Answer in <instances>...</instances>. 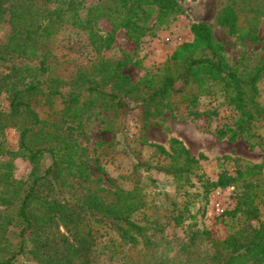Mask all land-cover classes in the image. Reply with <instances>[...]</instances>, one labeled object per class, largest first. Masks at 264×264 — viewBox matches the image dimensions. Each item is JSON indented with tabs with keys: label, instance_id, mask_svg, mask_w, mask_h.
I'll return each instance as SVG.
<instances>
[{
	"label": "trees",
	"instance_id": "16d2710c",
	"mask_svg": "<svg viewBox=\"0 0 264 264\" xmlns=\"http://www.w3.org/2000/svg\"><path fill=\"white\" fill-rule=\"evenodd\" d=\"M53 1L0 0V21L9 15L12 26L8 42L0 47V98L6 94L9 102L8 110L0 106V264H264V163L237 168L234 175L223 170L211 182L202 167L204 154L194 156L177 138L167 149L140 137L158 162L135 164L133 188L115 179L108 202L94 190L92 176L96 168L103 169L98 165L102 151L112 146L100 142L90 159L66 127L79 126L93 110L104 108L113 115L106 130L127 133L132 123L147 130L166 113L174 119L181 111L208 116L197 111L201 101L222 98L238 120L235 129H219L218 138L231 133L232 141L241 136L264 149V138L256 132L258 124L264 125L259 101L264 56L243 73L227 60L210 25L199 22L191 26V42L135 83L125 72L137 63L133 54L122 50L114 58L103 53L114 48L120 31L140 44L154 11L163 25L183 13L182 0H103L88 6L83 0H61L51 9ZM231 1L218 25L242 42H261L257 20L248 18L250 8ZM104 19L112 28L107 35L99 27ZM65 26L85 33L98 56L68 83L52 67V40ZM41 103L46 117L36 109ZM8 129L20 133L18 151L6 145ZM3 157L27 159L34 166L30 178L14 179L12 163L2 162ZM44 160L49 161L46 167ZM142 168H156L175 180V195L164 194L160 207L142 185ZM193 178L206 196L241 183L236 207L215 222L238 220L225 239L186 224L193 219ZM169 228H185V238L169 237Z\"/></svg>",
	"mask_w": 264,
	"mask_h": 264
},
{
	"label": "rangeland",
	"instance_id": "374dc122",
	"mask_svg": "<svg viewBox=\"0 0 264 264\" xmlns=\"http://www.w3.org/2000/svg\"><path fill=\"white\" fill-rule=\"evenodd\" d=\"M58 1L61 0H54L49 7L55 9ZM83 1L88 6L99 4L103 0ZM231 3V0H182L180 5L183 13L174 15L163 25L157 23L158 11L155 10L148 24L151 29L140 44L132 42L125 36L124 31H120L114 48L103 54L114 58L120 57L122 50L133 54L134 62L137 63L128 66L125 72L131 76L133 82L137 83L147 74L156 73L180 45L193 40L191 32L193 24L206 22L212 28L215 38L224 44L225 55L230 64H238V68L245 73V69H252L264 56V0H237L238 4L250 8L248 18L257 20L261 39L259 43L237 40L227 29L218 25L219 14ZM99 27L103 35H107L112 29L106 19L101 21ZM11 34L12 26L7 15L0 21V47L8 42ZM51 48L52 67L55 69V74L66 83L70 82L80 69L90 68L98 57L93 47L89 45L86 34L72 26H65L54 36ZM259 89V101L264 108V79L259 83ZM7 98L6 94L0 98V106L3 110L9 108ZM36 109L42 117H46L47 113L42 103L37 105ZM197 111L210 115L187 116L181 111L180 116L174 119L170 113H166L153 120V124L147 130L141 129L139 123L137 125L132 123L129 125V131L123 133L116 129L106 130V122L113 115L104 108H98L89 113L81 125L67 124L66 127L71 128L69 137L77 138V143L86 149L90 159L96 157L95 150L100 142L112 146L111 149L102 151L98 165L103 169L96 168L92 176V179H95L94 190H98L99 195L108 202L113 199L110 191L115 188V179H118L117 184L127 189L133 188L132 173L135 164L154 160L158 162V159L153 158L154 149L142 144L138 140L140 137L149 143L163 145L167 149L170 148V140L177 138L194 156L204 154L207 160L202 162V167L211 182H216L223 170H228L234 175L237 168L264 163V149L257 145L253 146L252 142L245 138L238 136L236 141H232L231 133L224 139L218 138L219 129H235L234 124L238 120V113L222 98H204ZM215 111L217 114H214ZM256 132L264 138V125L258 124ZM5 137L7 147L12 151H18L20 133L15 129H8ZM1 161L12 163L13 177L17 181H27L34 170L33 164L22 157L15 159L3 157ZM48 164L49 161L44 160L42 165L46 167ZM0 170L3 171V168ZM140 174L142 185L150 195L149 200L156 201L158 207L161 206L164 194L175 195V180L166 172L156 168L146 172L142 168ZM149 178L156 183H152ZM193 183L195 187L191 189V193L194 196L190 207L193 219L186 224L194 223L200 229H210L217 238L225 239L233 232L238 220L229 219L220 224L215 222L218 217L224 215V212L236 207V195L241 183L227 189H215L207 196L197 178H193ZM161 212L165 214V210ZM261 219L264 220V210ZM184 230L185 228H169L167 234L169 237L182 239L185 238Z\"/></svg>",
	"mask_w": 264,
	"mask_h": 264
},
{
	"label": "built area",
	"instance_id": "2783aa9c",
	"mask_svg": "<svg viewBox=\"0 0 264 264\" xmlns=\"http://www.w3.org/2000/svg\"><path fill=\"white\" fill-rule=\"evenodd\" d=\"M224 212V211H223Z\"/></svg>",
	"mask_w": 264,
	"mask_h": 264
}]
</instances>
